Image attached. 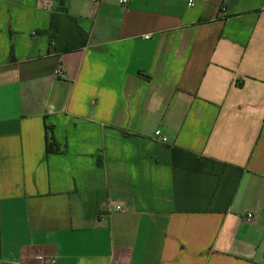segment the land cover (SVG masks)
<instances>
[{"label": "crops", "instance_id": "crops-1", "mask_svg": "<svg viewBox=\"0 0 264 264\" xmlns=\"http://www.w3.org/2000/svg\"><path fill=\"white\" fill-rule=\"evenodd\" d=\"M66 5L0 0V264H264V0Z\"/></svg>", "mask_w": 264, "mask_h": 264}, {"label": "trees", "instance_id": "trees-1", "mask_svg": "<svg viewBox=\"0 0 264 264\" xmlns=\"http://www.w3.org/2000/svg\"><path fill=\"white\" fill-rule=\"evenodd\" d=\"M55 1L57 7L52 14L50 29L40 31L42 34L49 35V52L60 54L84 48L87 45L88 34L70 15L66 0ZM47 149L48 152L53 151L51 144L48 145Z\"/></svg>", "mask_w": 264, "mask_h": 264}, {"label": "built area", "instance_id": "built-area-1", "mask_svg": "<svg viewBox=\"0 0 264 264\" xmlns=\"http://www.w3.org/2000/svg\"><path fill=\"white\" fill-rule=\"evenodd\" d=\"M95 2H99L100 0H93ZM133 1V0H119V3L122 5V6H128L129 3ZM194 1L195 0H190V5L192 6L194 4ZM55 76L59 79H63L66 77V74H65V70L63 68H58L55 72ZM155 139L161 143H166L167 142V138L162 134V132L160 130H157L155 132ZM116 210L117 211H120V212H126V209L123 208L122 206H117L116 207ZM253 218V214L252 213H249L247 215V219L248 221H251ZM52 263H55L56 261L54 259L51 260Z\"/></svg>", "mask_w": 264, "mask_h": 264}]
</instances>
